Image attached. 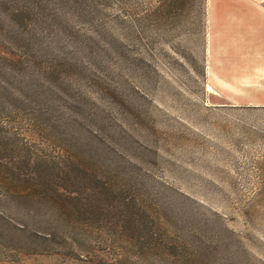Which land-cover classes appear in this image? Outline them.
<instances>
[{
	"label": "rangeland",
	"instance_id": "374dc122",
	"mask_svg": "<svg viewBox=\"0 0 264 264\" xmlns=\"http://www.w3.org/2000/svg\"><path fill=\"white\" fill-rule=\"evenodd\" d=\"M104 4L99 55L107 92L90 107L136 143L129 151L135 168L121 161L125 178L136 181L138 197L158 207L172 228L183 231V220L192 222V244L201 250L196 264H264V46L233 45L214 23L217 8L252 4ZM164 5L173 6V18L153 19ZM12 124L8 143L25 148L16 156L33 163L65 157L53 128ZM21 171L23 182L0 178V264H169L153 255L157 249L138 262L94 224L98 213L76 218L40 178L30 179V168Z\"/></svg>",
	"mask_w": 264,
	"mask_h": 264
},
{
	"label": "trees",
	"instance_id": "16d2710c",
	"mask_svg": "<svg viewBox=\"0 0 264 264\" xmlns=\"http://www.w3.org/2000/svg\"><path fill=\"white\" fill-rule=\"evenodd\" d=\"M105 1L0 0V178L23 182L21 169L27 166L30 179L40 178L41 187L60 195L58 202L70 204L76 218L98 213L94 224L134 252L138 262L157 249L153 255L169 264H196L201 250L192 244V222L184 219L183 231L172 228L158 207L138 197L136 181L123 172L137 165L129 154L136 143L120 136L123 126L110 125L90 107L107 92L99 55ZM152 16L173 18V6L159 7ZM84 100L90 101L88 108ZM12 121L53 128L64 159L33 163L29 156H16L25 148L8 143ZM94 189L106 198L98 200ZM103 216L107 220L100 224Z\"/></svg>",
	"mask_w": 264,
	"mask_h": 264
},
{
	"label": "crops",
	"instance_id": "0c3cea01",
	"mask_svg": "<svg viewBox=\"0 0 264 264\" xmlns=\"http://www.w3.org/2000/svg\"><path fill=\"white\" fill-rule=\"evenodd\" d=\"M242 1L252 6H233L226 12L221 7L217 8L214 17L217 33L222 39L234 41L233 45L264 46V0Z\"/></svg>",
	"mask_w": 264,
	"mask_h": 264
},
{
	"label": "bare ground",
	"instance_id": "6f19581e",
	"mask_svg": "<svg viewBox=\"0 0 264 264\" xmlns=\"http://www.w3.org/2000/svg\"><path fill=\"white\" fill-rule=\"evenodd\" d=\"M207 91H210V89L207 87Z\"/></svg>",
	"mask_w": 264,
	"mask_h": 264
}]
</instances>
